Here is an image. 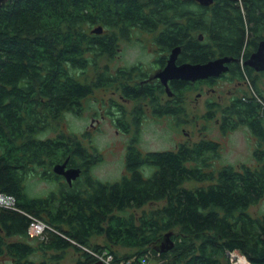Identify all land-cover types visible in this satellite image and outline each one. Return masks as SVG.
Listing matches in <instances>:
<instances>
[{
	"label": "trees",
	"instance_id": "trees-1",
	"mask_svg": "<svg viewBox=\"0 0 264 264\" xmlns=\"http://www.w3.org/2000/svg\"><path fill=\"white\" fill-rule=\"evenodd\" d=\"M99 25L120 34L134 25L160 29L159 44L163 38L167 50L183 48L179 59L193 64L218 55L244 60L249 56H243L245 46L257 44L252 36L264 37V0H217L209 6L193 0L2 4L0 192L13 195L16 205L0 207V264H67L62 258L69 246L78 253L75 264H98L91 251L105 250L116 262L152 251L160 264H232L228 252L233 249L253 264H264V214L249 211L264 198V95L255 79L253 91L224 107L220 123L224 132L241 124L250 128L256 137L252 163L215 165L222 146L207 136L147 151L131 140L126 172L114 180L100 179L90 168L103 158L101 152L62 125L67 112L82 111L88 92L109 82L97 59L115 44L118 33L93 32ZM247 69L241 68L243 78L253 76ZM137 91L145 89L129 92ZM175 102L160 111H184ZM119 125L125 128L129 122ZM49 129L57 132L44 136ZM66 158L69 167L81 159L82 180L70 184L53 171ZM39 173L56 178L59 188L31 195L26 181ZM192 180L197 183L188 185ZM30 213L56 231H47L46 240L29 235ZM168 231L174 246L163 251L159 246ZM94 235L105 242L90 244ZM118 245L136 252L119 254Z\"/></svg>",
	"mask_w": 264,
	"mask_h": 264
},
{
	"label": "flooded vegetation",
	"instance_id": "flooded-vegetation-1",
	"mask_svg": "<svg viewBox=\"0 0 264 264\" xmlns=\"http://www.w3.org/2000/svg\"><path fill=\"white\" fill-rule=\"evenodd\" d=\"M217 0H214L212 3L216 2ZM198 2V1H197ZM200 3V2H199ZM210 3V4H212ZM202 4V3H201ZM206 6V5H203ZM102 29L104 32L109 33L110 31H114L118 33V36L116 38L115 44L110 47V50L102 54L103 57H106L107 62L100 66V70H102L105 74H107L106 79L109 81L106 83V85L99 86V88H103V90H106V93L108 96L107 103H106V109L103 108L104 111H106V116H109L110 118H113L114 123L117 125L115 126V130L119 133H126L127 131H131L129 138L127 139V145H126V152L128 150V145L131 143V140H135L138 147H140L138 139V126L141 122H145L146 120H150L151 118H159L163 116H168L170 120H178L182 124H188L189 122H194L196 125L202 123L200 126V132H199V138L195 139L196 141L200 138L206 137L213 140H218L222 146V140L217 137H211V135L207 132V124L211 122H216L218 126L220 127L221 136H225L223 134L228 135V133L233 130H237L239 127H236L234 129L229 128L227 131H222L220 123L223 122V113L222 110L225 106L234 99L235 97H239L244 90H242L241 93L238 95H232L229 96L227 101H222L221 98L218 96V99H206L205 97L202 99L203 102H200L199 98L201 93L203 92L202 89H204V85L212 84L216 81L221 80H230V82H241L243 83L246 78H243L242 74H240L241 68L250 69V74L253 76L249 77L250 82L252 81L253 85L254 79L256 81V86H258V89L263 93L264 95V86L261 84V79L264 76V69L263 70H257L252 65L246 64V59L250 57V55L255 51L258 50L257 46H259V43L264 39V37L255 39V36H252L254 38V41L257 42V44H254V42H249L247 46H245V50L243 52V56L249 55L246 59L238 60V57L236 56H229L230 58H233L230 62H227L229 65L228 70L225 72L219 74V75H213L209 77H200L198 79L192 80V78H170L167 82L163 81L156 75L162 71V69L166 66V63L168 62L170 55L172 53V49L176 46H174L172 49L167 50L166 39H162V43L159 44V33L160 29L153 30V28H147L142 29L139 26H131L128 27L126 30V34H120L117 30H114V28H107L105 26H102ZM135 32L142 33V34H150L149 39L142 38L140 35H136L134 37ZM251 37V38H252ZM202 38V37H200ZM204 38V37H203ZM250 38V39H251ZM167 43V42H166ZM134 44H138L140 47L142 53H145L146 55L151 56V61L146 63L145 61L140 59H136L134 62H128V61H119L122 59L125 55V50L127 49V46H134ZM183 48H179V55L177 57V60L175 61L176 64H184L189 62L190 60H182L179 59V56L182 53ZM225 56H215L214 58H223ZM239 62V64H238ZM127 71L128 73L124 76H121V72ZM253 73H256L254 75ZM129 76V79H125L124 77ZM110 77L113 78V80L110 79ZM223 82V81H221ZM224 83V82H223ZM96 88V89H99ZM94 89L93 91H95ZM129 91L134 92V90H143L145 89V92H139L132 93ZM230 89V88H229ZM193 91H196L197 97L194 99L196 102V105H193L192 102H190V94ZM90 92L86 95L89 96ZM221 95V94H219ZM85 97V98H86ZM176 99L178 102H180L181 106L184 108L182 112H178L175 115V111L173 112H161L160 108L164 105H168V107H175L176 105ZM210 107V108H209ZM159 108V109H158ZM214 113V116H210L207 114V112ZM96 114H98V110H94L93 114H91L92 119L99 120L96 118ZM122 121H128L129 125L124 127H120L119 123L121 124ZM247 126V125H245ZM185 129V128H184ZM250 129V128H249ZM87 129L84 130L86 132ZM251 131V130H250ZM252 133V132H251ZM254 137V135H252ZM189 140V139H188ZM193 140V139H192ZM92 144V143H91ZM94 147L95 144H92ZM141 148V147H140ZM142 149V148H141ZM124 153V155L126 154ZM82 161L79 158V163L76 164L80 167ZM125 164H126V155H125ZM73 166V167H76ZM68 167L70 165H67ZM82 170V168H81ZM83 171V170H82ZM62 176V175H61ZM64 179L65 177L62 176ZM50 179V178H48ZM56 179V178H52ZM57 181V180H56ZM60 181H63L60 179ZM75 181V179L72 181V183ZM59 183V181H57Z\"/></svg>",
	"mask_w": 264,
	"mask_h": 264
},
{
	"label": "rangeland",
	"instance_id": "rangeland-1",
	"mask_svg": "<svg viewBox=\"0 0 264 264\" xmlns=\"http://www.w3.org/2000/svg\"><path fill=\"white\" fill-rule=\"evenodd\" d=\"M136 35H140L147 40L150 37V34H142L140 32H135L134 37H136ZM136 59L148 63L151 61V56L142 53L138 44H134V46H127L124 57L119 61H121V63L123 61L134 62ZM106 62V57L100 56L97 59L96 66H103ZM88 68V72L94 74L95 69L92 66H88ZM253 74L256 75V73ZM221 81H216L213 85H204V89H202L203 92L199 98L200 102H203L202 99L204 97L206 100L214 98L218 99V96L224 102L228 100L229 96L238 95L242 90L248 92L253 91V86L251 85L252 82H250L249 77H247L243 83L236 80L235 82H230V80L227 79ZM260 82L262 83L261 85L264 86V76ZM108 96L106 90H103V88L96 89L84 99L82 102L83 109L80 113L74 111L67 112L66 115H64L65 120L62 121V125H64L67 132H77L82 138L81 142L83 144L90 147L92 144H95L98 151L101 152L100 154L103 158L90 168L94 175L100 179L114 180L117 177H121L126 172L124 153L126 152V141L129 138L128 136H130L131 131L118 133L114 129L117 125L114 123L113 118L106 116L107 113L103 110V108L106 109ZM196 97V91L192 90V93L190 94V102H192L193 105H196V102H198L194 101ZM96 109L98 110L96 118L99 120L91 118V114H93V111ZM201 125L202 123L196 125L194 122H189L188 124H182L181 122L178 123L177 119L170 120L168 116L159 117L157 119L151 118L150 120L141 122L138 126V142L144 151L152 149L162 150L168 147L174 148L177 145V142L181 140L187 141L188 139H198ZM206 126L208 128L207 132L211 137H217L222 140V148L219 149L220 155L214 161L215 165L229 162L234 163L235 165L242 161H246V163L253 162V147L256 143V137L252 136L248 126L241 124L237 130H231L228 135L223 134L225 136H221L220 127L216 122L208 123ZM85 129H87L86 132H84ZM55 132L57 131L49 129V131L45 132L44 136H49ZM82 178H84L82 175L78 177V179L81 180ZM196 183V180H192L187 184L193 185ZM26 185L28 186L31 195L35 196L41 194L45 195L52 190V188H56V190L59 188V183H57L56 179L43 178L40 176V173L39 175L30 177L28 182L26 181ZM157 203V201L154 203H147L146 207H152ZM249 211L255 215L264 214V198L256 202V204L251 205ZM97 242H105L104 236H92L90 244ZM118 248L120 249L119 254H131L136 252L135 248L124 247L122 245H118ZM147 254L149 256L148 262H150V264L161 263L156 256H153L152 251H149ZM77 255L78 253L75 248L69 246L65 251V256L62 260L67 264H75V258ZM128 258H131V256L123 259ZM0 261L2 262V260ZM97 261L99 260L97 259ZM120 262L121 261L114 262L113 264H119ZM103 264H105V262H103ZM106 264L110 263L106 262Z\"/></svg>",
	"mask_w": 264,
	"mask_h": 264
},
{
	"label": "water",
	"instance_id": "water-1",
	"mask_svg": "<svg viewBox=\"0 0 264 264\" xmlns=\"http://www.w3.org/2000/svg\"><path fill=\"white\" fill-rule=\"evenodd\" d=\"M202 3V5L209 6L214 0H193ZM7 0H0V6L5 4ZM93 32H103L101 25L96 26L93 29ZM178 46L172 49V53L166 66L159 72L156 76L167 82L170 78L180 77V78H192V80L198 79L200 77H209L214 74L219 75L226 70H228L229 65L227 62H230L233 58L229 56H225L223 58H213L207 62H199L198 64H193L191 62H187L184 64H176L175 61L180 53ZM258 50L253 52L248 59H246L247 65H252L257 70L264 69V39L257 46ZM67 158L63 160V162L58 163L56 166H53V170L56 173L63 174L66 176L68 183H71L72 179H75L81 172L80 167H68L67 166ZM67 166V167H66ZM170 233H166V238L161 242L162 244L159 246L160 250H168L170 247L174 246V242L170 236ZM98 264H103V262H98Z\"/></svg>",
	"mask_w": 264,
	"mask_h": 264
},
{
	"label": "built area",
	"instance_id": "built-area-1",
	"mask_svg": "<svg viewBox=\"0 0 264 264\" xmlns=\"http://www.w3.org/2000/svg\"><path fill=\"white\" fill-rule=\"evenodd\" d=\"M4 205L6 207H14L16 205V199L9 194H5V192H0V207ZM30 215V220H29V233L32 235H39V236H44V231L48 230V229H52L49 225V223L45 222L42 217L34 215L32 213L29 214ZM95 255L97 258H99L98 260L101 262H106L113 264L114 262H116L115 257L107 252L106 250L104 252H97L94 251ZM231 255V261L232 264H253V262H251L250 258L245 256H243V258L240 257L241 253L238 252L236 249H233V251L229 252ZM119 261H121L119 264H150V262H148V256H143V255H139L138 258L135 257V255H131V258L128 259H119ZM117 261V262H119ZM245 262V263H244Z\"/></svg>",
	"mask_w": 264,
	"mask_h": 264
},
{
	"label": "bare ground",
	"instance_id": "bare-ground-1",
	"mask_svg": "<svg viewBox=\"0 0 264 264\" xmlns=\"http://www.w3.org/2000/svg\"><path fill=\"white\" fill-rule=\"evenodd\" d=\"M68 161V160H67ZM57 165V164H56ZM55 165V166H56ZM67 167V166H66ZM81 169V168H80ZM54 171V170H53ZM82 171V170H81ZM56 172V171H55ZM58 175H62V176H64L65 177V179L67 180V178H66V176L65 175H63V174H59V173H57ZM80 174H81V172H80ZM80 174L75 178V179H77L79 176H80ZM74 179H72L71 180V182L73 181ZM67 182H68V180H67ZM71 184V183H70ZM6 194V193H5ZM10 195V194H9ZM13 196V195H12ZM14 197V196H13ZM2 206H4V205H2ZM1 206V207H2ZM30 225V224H29ZM51 227V226H50ZM52 228V227H51ZM50 229H48V230H46V231H44V236H39V235H32V234H30L29 233V235H31V236H33V237H37V238H39V239H42V238H45V240L46 239H48V237H47V235H46V233H47V231H49ZM52 230H53V228H52ZM53 231H56L55 229L53 230ZM28 232H29V230H28ZM84 249H87V248H85V247H83ZM238 252H239V250H237ZM91 253L93 254V255H95V252H93V251H91ZM229 253V252H228ZM241 253V252H240ZM113 255V254H112ZM96 256V255H95ZM114 256V255H113ZM145 256H147V255H145ZM243 256L244 255H242V253H241V255H240V257L241 258H243ZM149 257V256H148ZM229 257H230V259H231V255H230V253H229ZM97 258V257H96ZM99 259V258H98Z\"/></svg>",
	"mask_w": 264,
	"mask_h": 264
},
{
	"label": "clouds",
	"instance_id": "clouds-1",
	"mask_svg": "<svg viewBox=\"0 0 264 264\" xmlns=\"http://www.w3.org/2000/svg\"><path fill=\"white\" fill-rule=\"evenodd\" d=\"M101 262V261H100Z\"/></svg>",
	"mask_w": 264,
	"mask_h": 264
}]
</instances>
